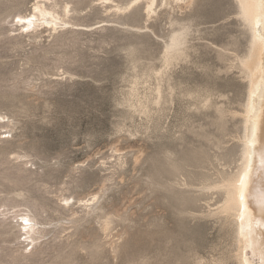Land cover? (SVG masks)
I'll return each mask as SVG.
<instances>
[{"label":"rangeland","instance_id":"374dc122","mask_svg":"<svg viewBox=\"0 0 264 264\" xmlns=\"http://www.w3.org/2000/svg\"><path fill=\"white\" fill-rule=\"evenodd\" d=\"M38 1L68 25L23 33ZM135 1L0 0V264H240L239 1Z\"/></svg>","mask_w":264,"mask_h":264},{"label":"bare ground","instance_id":"6f19581e","mask_svg":"<svg viewBox=\"0 0 264 264\" xmlns=\"http://www.w3.org/2000/svg\"><path fill=\"white\" fill-rule=\"evenodd\" d=\"M156 1L147 0L148 14L154 12ZM238 1L240 15L251 32L249 55L240 63L249 82V95L243 113L244 150L238 172L216 187L225 192L220 213L234 219L239 263L264 264V9L260 7L261 0ZM41 2L35 4L31 15L16 17L23 33H34L42 26L56 30L59 26L68 25ZM182 35L172 39L168 47L169 55L183 45ZM0 120L4 118L1 116ZM96 199L97 196H94L86 204ZM21 220V232H24L30 245H35V236L40 229L37 221L27 214H22Z\"/></svg>","mask_w":264,"mask_h":264},{"label":"clouds","instance_id":"9594fccd","mask_svg":"<svg viewBox=\"0 0 264 264\" xmlns=\"http://www.w3.org/2000/svg\"><path fill=\"white\" fill-rule=\"evenodd\" d=\"M260 7L264 9V0H261Z\"/></svg>","mask_w":264,"mask_h":264}]
</instances>
